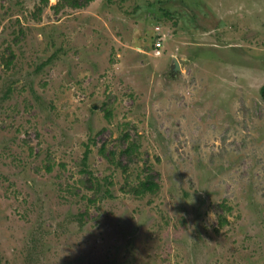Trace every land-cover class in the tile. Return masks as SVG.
<instances>
[{
    "label": "rangeland",
    "instance_id": "obj_1",
    "mask_svg": "<svg viewBox=\"0 0 264 264\" xmlns=\"http://www.w3.org/2000/svg\"><path fill=\"white\" fill-rule=\"evenodd\" d=\"M263 86L264 0H0V264H264Z\"/></svg>",
    "mask_w": 264,
    "mask_h": 264
},
{
    "label": "trees",
    "instance_id": "obj_2",
    "mask_svg": "<svg viewBox=\"0 0 264 264\" xmlns=\"http://www.w3.org/2000/svg\"><path fill=\"white\" fill-rule=\"evenodd\" d=\"M90 1V0H88ZM82 4H78V6H81ZM261 95L262 97L264 98V86L261 88ZM155 187V183L151 180V179H147L145 181H142L140 183V189L143 191V192H148V191H153Z\"/></svg>",
    "mask_w": 264,
    "mask_h": 264
},
{
    "label": "built area",
    "instance_id": "obj_3",
    "mask_svg": "<svg viewBox=\"0 0 264 264\" xmlns=\"http://www.w3.org/2000/svg\"><path fill=\"white\" fill-rule=\"evenodd\" d=\"M155 45L157 47L156 48V52L159 53V50L158 49L161 47V43L160 42H157Z\"/></svg>",
    "mask_w": 264,
    "mask_h": 264
}]
</instances>
